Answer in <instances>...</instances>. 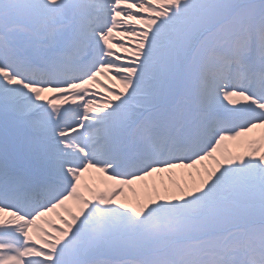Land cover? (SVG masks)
Returning <instances> with one entry per match:
<instances>
[{
	"label": "snow or ice",
	"instance_id": "obj_1",
	"mask_svg": "<svg viewBox=\"0 0 264 264\" xmlns=\"http://www.w3.org/2000/svg\"><path fill=\"white\" fill-rule=\"evenodd\" d=\"M0 264H264V0H0Z\"/></svg>",
	"mask_w": 264,
	"mask_h": 264
},
{
	"label": "rangeland",
	"instance_id": "obj_2",
	"mask_svg": "<svg viewBox=\"0 0 264 264\" xmlns=\"http://www.w3.org/2000/svg\"><path fill=\"white\" fill-rule=\"evenodd\" d=\"M259 135L260 130L257 129L252 133H249L248 137H258ZM233 150L236 151L238 149L233 146ZM189 171L191 170L176 169L164 173H155L153 176L147 177L144 180L136 181L134 185H125L121 200H126L134 204L136 202L137 196H139L141 201H144L147 199L148 193H151L153 196H155L157 190L163 193L165 184L171 188L174 180H179L181 183H185L188 180L187 172ZM99 175L100 174L96 173L94 170H90L84 174V177L81 181L82 185L92 184L93 187H102L101 185L103 184L98 183ZM110 184L111 182H109L108 186H110ZM133 188H135L137 191L133 192ZM49 218L53 220L56 225L60 226L61 220L55 213H50Z\"/></svg>",
	"mask_w": 264,
	"mask_h": 264
}]
</instances>
